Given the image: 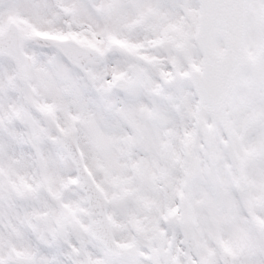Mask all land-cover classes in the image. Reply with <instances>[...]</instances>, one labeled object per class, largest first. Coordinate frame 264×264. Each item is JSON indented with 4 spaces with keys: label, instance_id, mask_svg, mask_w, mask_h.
Segmentation results:
<instances>
[{
    "label": "snow or ice",
    "instance_id": "obj_1",
    "mask_svg": "<svg viewBox=\"0 0 264 264\" xmlns=\"http://www.w3.org/2000/svg\"><path fill=\"white\" fill-rule=\"evenodd\" d=\"M0 264H264V0H0Z\"/></svg>",
    "mask_w": 264,
    "mask_h": 264
}]
</instances>
